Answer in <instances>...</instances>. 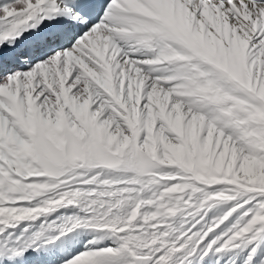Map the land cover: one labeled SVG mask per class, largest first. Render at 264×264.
<instances>
[{
	"label": "snow or ice",
	"instance_id": "snow-or-ice-1",
	"mask_svg": "<svg viewBox=\"0 0 264 264\" xmlns=\"http://www.w3.org/2000/svg\"><path fill=\"white\" fill-rule=\"evenodd\" d=\"M0 264H264V0H0Z\"/></svg>",
	"mask_w": 264,
	"mask_h": 264
}]
</instances>
